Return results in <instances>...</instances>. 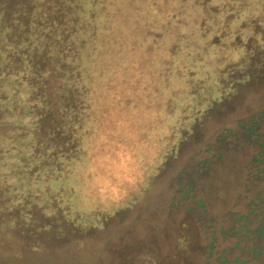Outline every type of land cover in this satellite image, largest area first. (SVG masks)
Returning a JSON list of instances; mask_svg holds the SVG:
<instances>
[{
    "label": "trees",
    "instance_id": "1",
    "mask_svg": "<svg viewBox=\"0 0 264 264\" xmlns=\"http://www.w3.org/2000/svg\"><path fill=\"white\" fill-rule=\"evenodd\" d=\"M121 2L0 0V251L1 235H6L8 228L14 232L23 228L33 231V226L54 241L75 238L81 245L85 222L89 220L83 208L98 204L118 212L143 209L151 200L152 186L148 188L144 183L147 167L154 165L159 155H166L167 148L170 155L177 156L179 146L187 143L192 153L206 136L219 130L206 133L201 126L210 119L208 112L213 105L224 99L221 82L228 72L207 73L209 78L200 81V89L193 86L184 91L172 87L174 76H189L184 63L178 64L186 52H193L198 59L197 50L209 51L217 46L208 42L218 34L197 22L201 29L197 34L204 35V40L201 36L193 41L190 50L179 43L178 32L173 36L168 29L163 37L159 33L160 37L153 40L152 31L138 33L135 28L140 16L125 17L128 10L126 5L119 10ZM141 2L142 14L150 13L142 16L148 18L149 30L165 26V1ZM183 10L176 19H181L184 29L204 15L198 5ZM182 30L180 33L184 34ZM156 47L166 52L165 63L171 65L169 74L173 77L166 75L163 64V72H159L149 63L151 55L161 51ZM247 48L248 53L239 54L237 60L244 62L248 71L258 62L259 66L264 64L262 54H253L249 59L253 50ZM254 50L263 53V49ZM244 73L237 80L250 78L246 70ZM160 91L162 94H158ZM178 99L190 101L196 107L192 109H198V116L189 115L192 109L182 106L185 104ZM128 107L132 111L127 113ZM262 116L264 111L253 120L240 122L234 133H217L221 141L235 137L239 141L233 143L241 142L251 149L250 161L243 170V193L237 194L243 201V210L227 211L217 221L219 225L209 228V241H196L202 254L193 253L197 244L191 242L190 229L183 220L175 229L177 250L171 257L143 252L140 262L264 264ZM231 146L227 144L229 152L235 150ZM227 155L219 152L218 158L203 161H220L223 156L229 158ZM124 157L134 163L124 168ZM163 163L162 173L166 171ZM129 172L139 177V185L131 187L125 183ZM2 214L7 215L6 223ZM105 226L106 223L102 225ZM224 236L234 241L227 248L220 245ZM233 249L238 254L228 258ZM30 250L33 251V244ZM245 250L249 257L243 259L241 252Z\"/></svg>",
    "mask_w": 264,
    "mask_h": 264
},
{
    "label": "rangeland",
    "instance_id": "2",
    "mask_svg": "<svg viewBox=\"0 0 264 264\" xmlns=\"http://www.w3.org/2000/svg\"><path fill=\"white\" fill-rule=\"evenodd\" d=\"M163 1L165 3L162 12L166 24L153 30H149L151 26L147 24L148 18H142V16H147L149 11L142 14L143 9L139 7L142 5L141 0H123L119 10H123L122 7L126 5L128 11H126L125 17L135 14L138 19L137 15L140 16L139 25L135 28L138 29V33L152 31L155 33L153 36V40H155L160 35L163 37L166 29L171 31L173 36L178 32L179 43L187 49L193 46V41L200 40L201 36L204 40V35L197 34L201 30L197 22L205 25V29L210 30L211 33L218 34L217 37H214L215 39L208 42L210 46L212 44L217 46L209 48V51L197 50L198 59L194 56L192 49L190 51L192 55H187L189 52H186L181 58L178 64L184 63L186 67L182 66L186 69V74L189 75H184L183 79L175 78L169 74V71L172 70L171 65L165 63L167 55H165V51L162 52L160 47H156V50L161 51H156L157 54L153 53L149 63L159 72H163L164 69L168 77H173L172 87L184 91L193 86L200 89L202 85L200 81L209 78L208 75L212 72H228L229 74L225 75L221 82L224 84V99L218 100L209 110L210 119L202 122L201 131L210 133L211 130L219 128L217 133L222 131L223 133H228V131L234 133L240 122L246 123L249 119L253 120L252 118L257 117L258 113L264 111V64L259 66L258 62L248 71L245 63L237 60L239 54L248 53L247 47L253 50L249 59H252L253 54L256 55V53L257 55L262 54V58H264V0ZM194 5L201 7L204 10L202 13L204 15L197 17L194 24L190 22L184 29L182 23L180 24L181 19H176V17L183 14V9L191 8ZM141 19L144 20L141 21ZM154 21L155 19L152 18L153 23ZM181 30H185V33H180ZM211 37L212 35L207 36L206 40ZM198 44V46L203 45V43ZM254 47L263 49V53L255 52ZM216 48L218 49L214 50ZM214 51L219 52L212 55L211 52ZM220 55H223V58H220ZM254 60H256L255 57ZM258 60L259 58L256 61ZM162 64L164 65L163 69L160 67ZM244 70L250 78L237 80L241 76L240 74L242 77L245 76ZM195 82L198 83L195 84ZM158 94H162V91ZM156 96L154 99L159 101ZM204 97L207 98L206 95ZM178 100L180 104L181 102L185 104H181L182 106L190 107V109L196 108L190 101ZM175 107L177 106L175 105ZM128 108L127 113L132 111V108ZM194 109L189 110V115L197 114L198 109ZM263 124L262 122L261 125ZM217 133L206 136L204 142L192 153H190L192 148L187 147V143L179 146L177 156L170 155L172 152L166 147V155H159L160 158L155 161L154 165L152 163L147 169H143L147 170L144 183L148 188L152 186L151 200L143 209L134 208L127 211L120 209L121 211L118 212L116 209L111 210L110 207L98 204L83 208V214H87L85 216L89 217V220L85 222L86 226L84 225L85 229L82 235L84 240L81 245L76 243L75 238H70L65 242L54 241L47 235L37 232L36 226H33V231L30 228H23L20 232H14L8 228L6 235H1L3 243L0 251V264H149L140 262L141 253L151 252L171 257L176 252L177 234L175 229L183 220L190 229L188 235L192 237L191 242H198L201 238L202 242L209 241L212 225H216L227 211L240 212L243 210V201L237 198V194L243 193V170L247 161H250L248 158L251 155V149L248 146L242 145L241 142L233 143L239 141L235 140V137L221 141ZM228 143L232 145L231 149H235L234 151L229 152ZM219 152L224 156L229 153L230 155H227L229 158L224 159L223 156L220 161L215 160V162L209 163L203 161L204 159L218 158ZM164 159L166 161L163 163ZM132 163H134L132 159L124 157L122 166H131ZM162 163L166 166V171L163 173L161 171ZM129 175V180L127 179L125 183H129L131 187L139 185V177L137 178L133 172H129ZM143 175L144 173L142 177ZM155 175H159V177L155 180L150 178ZM151 181L155 184L152 185ZM74 212L76 211L73 210L72 214ZM2 216L3 223H6L7 215L2 214ZM213 219L216 221L215 223H213ZM104 222L106 223L105 228L102 227L105 225ZM226 224L223 223V225ZM220 242V245L227 248V245L234 241L232 237L224 236ZM32 244L33 251L30 250ZM197 246L198 244L193 247V253L202 254ZM237 254L238 251L233 249L229 252L228 258H233ZM248 255L246 250L241 252L243 259L249 257Z\"/></svg>",
    "mask_w": 264,
    "mask_h": 264
}]
</instances>
